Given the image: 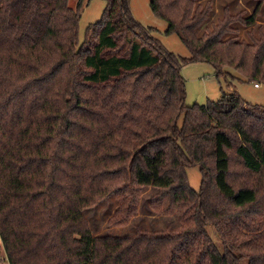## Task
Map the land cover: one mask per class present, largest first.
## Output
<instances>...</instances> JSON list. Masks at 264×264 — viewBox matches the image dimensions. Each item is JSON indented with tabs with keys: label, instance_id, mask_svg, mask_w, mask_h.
<instances>
[{
	"label": "trees",
	"instance_id": "1",
	"mask_svg": "<svg viewBox=\"0 0 264 264\" xmlns=\"http://www.w3.org/2000/svg\"><path fill=\"white\" fill-rule=\"evenodd\" d=\"M263 1L211 23L212 0H151L186 58L129 0H106L83 40L69 0H0V263L264 264V106L236 89L187 105L181 75L206 62L264 83V32L248 43L234 27ZM145 186L181 229L92 235L84 209L114 195L110 223L125 225Z\"/></svg>",
	"mask_w": 264,
	"mask_h": 264
},
{
	"label": "rangeland",
	"instance_id": "2",
	"mask_svg": "<svg viewBox=\"0 0 264 264\" xmlns=\"http://www.w3.org/2000/svg\"><path fill=\"white\" fill-rule=\"evenodd\" d=\"M150 1L129 0L136 21L143 26L153 27L155 29L153 35L167 50L181 57H189V51L182 43L180 37L175 33H165L168 23L166 20L153 14ZM212 2L211 23L222 18L225 7L232 14L239 13L240 16L247 17L252 14L258 4V0H212ZM69 5L75 10L78 9V34L79 39L83 40L87 27L102 19L107 3L106 0H69ZM234 27H237L239 30V38L248 43L251 42L252 35L258 37L260 32H264V1L259 9L258 17L253 24L246 26L240 22H236L234 23ZM202 29L204 28L202 27ZM229 72L230 75L236 76L232 69ZM181 75L186 80L185 102L187 105L195 103L205 104L208 100H217L220 98L222 90L229 91V89H234V87L230 86L231 84L235 86V89L247 103L264 106V83L254 84V81H241L230 76L227 78L216 77L214 68L206 62L185 63L181 67ZM187 175L191 187L198 191L201 184L199 167L195 166L187 169ZM156 193L157 190L154 187L145 186L143 188L139 194L137 212L125 225L113 226L110 223L111 218L120 205L114 195L109 196L107 200L99 204L87 207L84 209L83 214L92 235L121 236L126 234L134 235L138 231L151 232L181 229L182 225L178 214L158 213L152 209L150 200ZM214 234L213 231H210V235L214 236ZM216 243L218 244V240H216ZM2 263L5 264L4 262ZM243 264H246V261Z\"/></svg>",
	"mask_w": 264,
	"mask_h": 264
},
{
	"label": "built area",
	"instance_id": "3",
	"mask_svg": "<svg viewBox=\"0 0 264 264\" xmlns=\"http://www.w3.org/2000/svg\"><path fill=\"white\" fill-rule=\"evenodd\" d=\"M5 264H9L8 262H5Z\"/></svg>",
	"mask_w": 264,
	"mask_h": 264
},
{
	"label": "crops",
	"instance_id": "4",
	"mask_svg": "<svg viewBox=\"0 0 264 264\" xmlns=\"http://www.w3.org/2000/svg\"><path fill=\"white\" fill-rule=\"evenodd\" d=\"M234 89H235V87H234Z\"/></svg>",
	"mask_w": 264,
	"mask_h": 264
}]
</instances>
